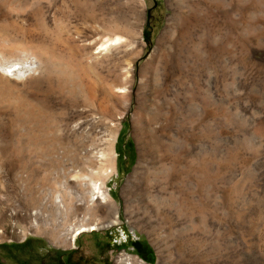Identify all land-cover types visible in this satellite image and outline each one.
Segmentation results:
<instances>
[{
	"label": "rangeland",
	"instance_id": "obj_1",
	"mask_svg": "<svg viewBox=\"0 0 264 264\" xmlns=\"http://www.w3.org/2000/svg\"><path fill=\"white\" fill-rule=\"evenodd\" d=\"M186 4L213 15L217 10L228 13L225 30L207 38L210 47L221 35V63L195 75L191 101L197 131L191 139L194 162L204 143L212 156L206 170L191 171L185 186L169 181L168 191H175L172 208L148 206L142 194L131 195L127 189L139 159L134 125L147 134L149 159L157 161L162 123L157 107L168 84L165 63L171 31L187 13ZM210 5V0H0V38L17 37L19 43L14 40L11 45L17 54L26 49L48 57L55 89L50 98L56 107L75 100L81 109L86 105L82 96L67 93L72 82L58 73L71 55L97 48L119 28L130 30L136 52L129 55L131 48L105 52L109 56L103 54L94 65L101 77L109 78L134 60L130 104L127 110L119 106L125 113L116 141L118 174L107 182L119 206L118 222L82 233L75 247L58 237L67 228L65 214L56 211L55 203L57 195H64L67 162L60 147L49 150L31 143L24 149L28 158L11 163L13 168L8 161L0 173V264H118L123 252L146 264H264V0H221L220 9ZM96 81L102 100V85ZM7 96L5 129L15 151L20 137L32 139L37 133L33 125L28 134L20 128L22 114L13 109L17 94ZM210 100V133L202 138L201 113ZM27 174L31 176L25 182ZM130 201L135 207L131 220L124 209ZM34 218L55 238L37 235Z\"/></svg>",
	"mask_w": 264,
	"mask_h": 264
},
{
	"label": "bare ground",
	"instance_id": "obj_2",
	"mask_svg": "<svg viewBox=\"0 0 264 264\" xmlns=\"http://www.w3.org/2000/svg\"><path fill=\"white\" fill-rule=\"evenodd\" d=\"M181 1L186 3V0ZM210 3V6L220 9L221 0H210ZM185 7L187 13L176 21L178 29L171 31L170 55L165 63L168 84L166 90H162L161 101L157 107V115L162 120L160 135L158 134L156 141L161 148L157 161L149 159L152 154L145 141L147 134L138 131L136 123L134 125L139 159L127 180V189L131 195L142 194V202L148 206L172 208L175 191H168L169 181L185 186L191 171L194 168L206 170L212 156L211 151L208 152L209 149L206 148L207 143H204L194 162L195 153L191 147V139L193 140L197 131L191 101L194 81L197 78L195 75L198 76L200 71L206 74L210 66L221 63L224 51V46L220 43L221 35L219 39L209 43L210 47L207 46V38L225 30L228 13L217 10L219 13L209 14L206 8L196 4H186ZM119 30H114L111 34L109 32V38L99 42L97 48H86L83 53L71 55L70 62L64 64L63 69L58 72L72 82L67 93L83 97L86 105L82 109L78 107L76 100L68 106L64 101L59 107L52 103L50 96L55 89L51 81L50 61L46 55L34 51L25 52L26 49L22 54H17L15 47L11 46L14 40L19 43L17 37L0 38V173L8 161L13 168L11 163L20 160L23 162L22 158H28L24 149L31 143L49 150L60 147L67 168L62 182L64 195H57L55 203L56 211L65 214L67 228L58 233V237H62L71 246H74L82 233L107 228L119 220V206L111 195L107 182L113 174H118L116 141L122 127L120 119L125 113V110H119V106L126 109L130 104L135 82L134 60H128L118 73H113L109 78L101 77L94 66L103 54L109 56L105 52L113 53L114 50L131 48L129 55L136 53L132 48L130 30ZM167 32H163V39ZM71 48L75 49L73 41L70 43ZM94 49L97 51L94 52ZM97 79L102 85V100L98 99L97 93L100 89L96 86ZM140 84L144 86L143 80ZM10 93L17 94V103L13 109L22 114L20 128L26 131L33 125L36 131L34 133H37L32 139L27 136L20 137L19 143L16 142L18 138L15 140L11 137L20 144L15 151L13 147L11 149L10 141L8 142L4 121L10 108L7 104V95ZM212 114L210 100L201 113L202 138H207L210 133ZM8 150L10 156L7 154ZM29 176L25 175V182H28ZM187 195L192 196L193 192ZM134 208L131 201L124 206L129 220L133 217ZM54 214L56 216L59 213ZM170 219H173L171 215ZM32 227L37 235L44 234L55 238L54 233L46 230L47 225L36 218ZM159 260H163L160 255ZM117 263L146 264L138 256L126 252L119 256Z\"/></svg>",
	"mask_w": 264,
	"mask_h": 264
},
{
	"label": "flooded vegetation",
	"instance_id": "obj_3",
	"mask_svg": "<svg viewBox=\"0 0 264 264\" xmlns=\"http://www.w3.org/2000/svg\"><path fill=\"white\" fill-rule=\"evenodd\" d=\"M75 247V246H74ZM63 264H65V263H63ZM111 264V263H110Z\"/></svg>",
	"mask_w": 264,
	"mask_h": 264
}]
</instances>
